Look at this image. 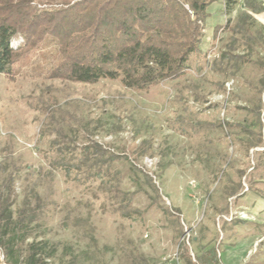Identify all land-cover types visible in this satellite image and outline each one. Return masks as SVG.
<instances>
[{
    "label": "rangeland",
    "instance_id": "374dc122",
    "mask_svg": "<svg viewBox=\"0 0 264 264\" xmlns=\"http://www.w3.org/2000/svg\"><path fill=\"white\" fill-rule=\"evenodd\" d=\"M207 11L185 73L145 91L49 78L52 43L0 73V193L34 209L20 259L40 241L43 264H264V0ZM93 143L116 155L97 176L77 166Z\"/></svg>",
    "mask_w": 264,
    "mask_h": 264
},
{
    "label": "trees",
    "instance_id": "16d2710c",
    "mask_svg": "<svg viewBox=\"0 0 264 264\" xmlns=\"http://www.w3.org/2000/svg\"><path fill=\"white\" fill-rule=\"evenodd\" d=\"M213 1L44 0L48 7L39 8L33 0H0V73L11 76L16 64L26 62L32 51L52 43L57 57L47 68L49 78L83 83L108 78L145 91L183 75L191 56L201 52L207 8ZM233 1L226 0L228 5ZM222 27H213V38ZM17 35L23 40L12 46L11 38ZM261 141V133H256L254 145ZM64 144L61 149L66 150L68 143ZM84 151L77 166L93 169V176L102 173L104 162L116 158L105 155L99 143L85 146ZM11 204L0 193V264H43L40 241L31 242L20 259L15 245L25 234L18 236L15 230L27 231L34 209L24 206L14 219ZM182 257L186 264H218L209 249L197 257L183 252Z\"/></svg>",
    "mask_w": 264,
    "mask_h": 264
},
{
    "label": "built area",
    "instance_id": "2783aa9c",
    "mask_svg": "<svg viewBox=\"0 0 264 264\" xmlns=\"http://www.w3.org/2000/svg\"><path fill=\"white\" fill-rule=\"evenodd\" d=\"M0 257H1V263H2L3 262V253L1 250H0Z\"/></svg>",
    "mask_w": 264,
    "mask_h": 264
}]
</instances>
